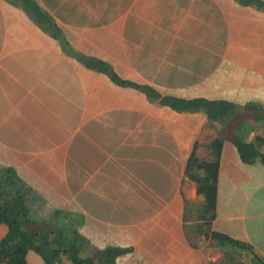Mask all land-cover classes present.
I'll use <instances>...</instances> for the list:
<instances>
[{"label":"crops","instance_id":"obj_1","mask_svg":"<svg viewBox=\"0 0 264 264\" xmlns=\"http://www.w3.org/2000/svg\"><path fill=\"white\" fill-rule=\"evenodd\" d=\"M36 1L65 38L0 0V165L32 188L28 206L69 212L93 245L132 246L118 264L129 254L126 264H203L200 249L213 230L249 244L234 245L249 264L264 260L262 160L246 162L223 141L209 222L185 174L198 111L148 100L77 56L99 57L161 94L233 102L226 125L234 119L245 141L262 138L264 152V120L244 107L264 108L263 8L237 0ZM209 80L228 83L226 92L212 95ZM6 230L0 223V238ZM26 259L44 264L33 250Z\"/></svg>","mask_w":264,"mask_h":264},{"label":"trees","instance_id":"obj_2","mask_svg":"<svg viewBox=\"0 0 264 264\" xmlns=\"http://www.w3.org/2000/svg\"><path fill=\"white\" fill-rule=\"evenodd\" d=\"M18 3L36 22H45L52 33L60 38H65L62 31L56 26L51 17L44 11L36 0H11ZM240 3H254L264 10L263 0H237ZM82 64L88 68L104 72L117 85L128 86L145 93L148 100L157 101L167 105L178 112L201 111L206 118L212 121H224L236 112L237 106L223 98H208L205 96H181L175 94H161L145 83L122 78L113 66L99 57L77 54ZM256 102L245 103V109L252 118L264 120V108H259ZM218 135L208 143L212 158L200 159L195 141L188 156L185 174L195 181L196 190L204 197L202 206L206 212L207 220L215 215L216 204V179L219 165L220 151L225 139L232 141L237 147L242 160L254 161L259 157L264 163V152L258 147L262 138L254 141L243 140L235 130V120H230L228 125H223ZM33 190L18 175L16 169L10 165H0V223L7 226L6 232L0 238V264H28L26 255L33 250L40 255L44 264H61L64 258L71 264H118L117 257L129 252L132 246L106 244L105 246L93 245L82 234L69 217V212L55 209L51 219L40 221L31 215L28 200L33 198ZM208 228V227H207ZM211 241L229 242L241 248H251L243 241L232 238L216 230L207 233ZM91 244L88 254L83 255L82 250ZM257 263L264 264V260L255 256Z\"/></svg>","mask_w":264,"mask_h":264},{"label":"rangeland","instance_id":"obj_3","mask_svg":"<svg viewBox=\"0 0 264 264\" xmlns=\"http://www.w3.org/2000/svg\"><path fill=\"white\" fill-rule=\"evenodd\" d=\"M206 86H209L210 88L212 87L214 91L216 90L217 92L212 95H217L219 91L222 93L226 92L224 88H228V83L218 84V80H209ZM130 97H133V96L131 95ZM194 115H197V116L195 118L193 117L194 127L192 130V137H193V141L197 142L196 146H197V153H199V158L200 159L212 158L213 156L211 154L208 143L216 134L220 133L221 131L220 129L226 123V120L221 121V122L209 120L206 118V116L204 117V114L201 111L195 113ZM177 116H178V119L179 118L183 119L185 114L178 113ZM201 118L203 119V122L201 126L196 128V123ZM243 118L244 117H239L238 119H243ZM33 204H34V201H33ZM38 204L39 203H36V205L29 206L31 215L40 221L51 219L53 209H48V208L46 209L44 207L37 206ZM214 242L215 241L209 240V243L204 244L203 247L200 249L203 255L202 256L203 264H223V262L224 264H239V263L249 264V255L247 251H243V250L239 251V249L234 250V245H230V244H227L225 247H218V246H215ZM91 246L92 245L89 243L86 247H84L82 250V254L83 255L88 254V251L90 250ZM218 252L224 254V257H222L221 260H218V257H217ZM242 252H244V254ZM129 255L125 257L123 261H121V264H126V262L129 259ZM154 258H158V257H153L152 259ZM61 264H71V263L68 259L64 258Z\"/></svg>","mask_w":264,"mask_h":264}]
</instances>
